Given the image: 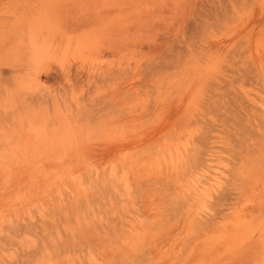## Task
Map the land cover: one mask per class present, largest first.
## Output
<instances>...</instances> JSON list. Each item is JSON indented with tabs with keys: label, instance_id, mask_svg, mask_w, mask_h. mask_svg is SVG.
<instances>
[{
	"label": "rangeland",
	"instance_id": "obj_1",
	"mask_svg": "<svg viewBox=\"0 0 264 264\" xmlns=\"http://www.w3.org/2000/svg\"><path fill=\"white\" fill-rule=\"evenodd\" d=\"M0 264H264V0H0Z\"/></svg>",
	"mask_w": 264,
	"mask_h": 264
}]
</instances>
